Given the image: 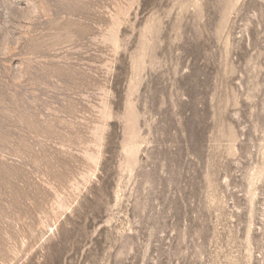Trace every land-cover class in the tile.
Segmentation results:
<instances>
[{"label":"rangeland","instance_id":"obj_1","mask_svg":"<svg viewBox=\"0 0 264 264\" xmlns=\"http://www.w3.org/2000/svg\"><path fill=\"white\" fill-rule=\"evenodd\" d=\"M0 264H264V0H0Z\"/></svg>","mask_w":264,"mask_h":264}]
</instances>
